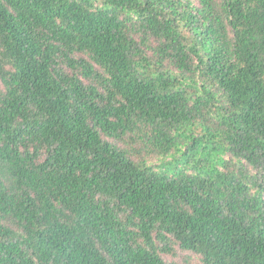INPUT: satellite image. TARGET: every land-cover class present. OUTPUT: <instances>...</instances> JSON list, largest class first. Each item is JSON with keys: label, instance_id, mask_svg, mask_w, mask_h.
Listing matches in <instances>:
<instances>
[{"label": "trees", "instance_id": "16d2710c", "mask_svg": "<svg viewBox=\"0 0 264 264\" xmlns=\"http://www.w3.org/2000/svg\"><path fill=\"white\" fill-rule=\"evenodd\" d=\"M174 246L264 264V0H0V264Z\"/></svg>", "mask_w": 264, "mask_h": 264}, {"label": "rangeland", "instance_id": "374dc122", "mask_svg": "<svg viewBox=\"0 0 264 264\" xmlns=\"http://www.w3.org/2000/svg\"><path fill=\"white\" fill-rule=\"evenodd\" d=\"M80 56L85 57L84 55ZM162 257L167 261H177L180 264H201V261L196 254L180 250L177 246H174L173 254L162 253Z\"/></svg>", "mask_w": 264, "mask_h": 264}]
</instances>
